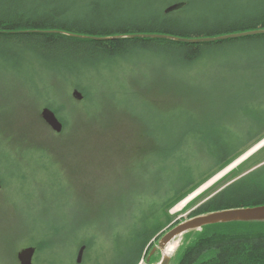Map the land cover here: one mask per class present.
<instances>
[{"label":"rangeland","instance_id":"374dc122","mask_svg":"<svg viewBox=\"0 0 264 264\" xmlns=\"http://www.w3.org/2000/svg\"><path fill=\"white\" fill-rule=\"evenodd\" d=\"M225 1L224 13L238 17L243 0ZM228 47L191 62L168 49H138L86 70L81 83L70 74L29 80L0 68V264H20L17 251L34 245L33 264H121L132 226L158 223V236L263 161L264 144L175 209L264 137L261 117L225 164L197 138L200 129L209 141L221 125L242 127L240 119L264 112V46ZM240 104L252 107L244 110L251 115L241 114ZM45 106L62 122L60 132L42 119ZM184 154L194 181L180 189L173 163ZM185 237L172 240L174 249Z\"/></svg>","mask_w":264,"mask_h":264},{"label":"trees","instance_id":"16d2710c","mask_svg":"<svg viewBox=\"0 0 264 264\" xmlns=\"http://www.w3.org/2000/svg\"><path fill=\"white\" fill-rule=\"evenodd\" d=\"M174 3L182 5L166 11ZM209 6H212L211 10H204ZM134 7H152V10L139 14ZM228 7L225 0H0V68L19 70L29 80L34 78V74L39 75V79L53 76V73H61L64 78L70 74L73 80L81 83L89 78L87 73L90 68L99 69L103 63L138 49H168L191 62L206 54L218 53L215 51L217 49L224 48L221 51H225L232 47L228 46L242 42L264 46V33L205 42L129 36L133 33L158 32L181 37H203L264 28V0H243L241 12L235 18L224 13ZM194 9L200 11L191 12ZM208 12H211L210 16ZM111 36L118 37L95 38ZM237 107L241 114L251 115L244 111L246 108L252 109L247 104ZM246 116V119L243 117L239 121L246 123L244 126L221 125L215 137L209 141L205 140V133L201 129L200 133H196L202 145H212L209 156L216 158L217 163L225 164L238 152L234 150L247 142L251 136L247 130H252L258 124L257 120L264 117V112L252 115L249 122ZM160 150L158 147L157 153ZM173 166L179 188L192 185L193 166L186 160L185 154L180 155ZM262 203L264 165L223 187L194 208L191 215ZM156 210L154 207L151 209V219ZM158 225L152 222L151 226H132L128 230L125 249L121 251V264L139 262L143 249L160 229ZM186 233L185 243L171 257L176 264H264V221L208 224ZM157 238L143 253L145 263H156L159 259H155V253L147 259Z\"/></svg>","mask_w":264,"mask_h":264},{"label":"water","instance_id":"95a60500","mask_svg":"<svg viewBox=\"0 0 264 264\" xmlns=\"http://www.w3.org/2000/svg\"><path fill=\"white\" fill-rule=\"evenodd\" d=\"M182 5V3H174L169 5L166 8V11L176 9ZM264 33V28H255L239 32H229L213 36H203V37H181L175 36L166 33H133L129 34L130 37H159V38H168L176 41L184 42H205L213 41L227 38H237L246 35ZM70 35L81 36L77 34L70 33ZM118 36L111 37H95V38H115ZM72 95L80 100L82 98V93L77 89L72 90ZM40 115L42 119L48 124V126L55 132H60L62 130L63 124L57 117V115L49 107L45 106L41 109ZM264 164V161L255 165L246 172L253 170L254 168ZM245 172V173H246ZM249 222V221H264V203L252 205V206H238V207H229L224 209H218L214 211H209L201 214H196L190 216L183 221L178 222L177 224L170 227L166 232L162 234L159 238L157 246L152 247L150 250L147 259L149 256L158 248L160 249L162 256L160 261L157 264H168L170 261V255L165 252V247L169 242L173 240L174 237L180 235L186 231L199 229L204 225L215 224V223H226V222ZM84 245L79 249L77 255V261H80V256L83 250ZM35 252L34 246L22 247L17 251V259L20 264H32V257Z\"/></svg>","mask_w":264,"mask_h":264},{"label":"bare ground","instance_id":"6f19581e","mask_svg":"<svg viewBox=\"0 0 264 264\" xmlns=\"http://www.w3.org/2000/svg\"><path fill=\"white\" fill-rule=\"evenodd\" d=\"M264 144V137L259 140L255 145H253L250 149L245 151L243 154H241L238 158H236L232 163H230L228 166H226L223 170H221L217 176L214 175L210 179H208L196 192H194L192 195L184 197L183 199L180 200L178 205L176 206L175 209H178L179 207L183 206L185 203H187L195 194H198L199 190L205 189L207 186L211 185L214 181L217 180L219 176H221L225 171L233 168V166L237 165L241 161L245 160L248 156H250L256 149L262 146ZM175 244L174 243H169L168 247L165 249V252L168 253V251L175 250Z\"/></svg>","mask_w":264,"mask_h":264}]
</instances>
